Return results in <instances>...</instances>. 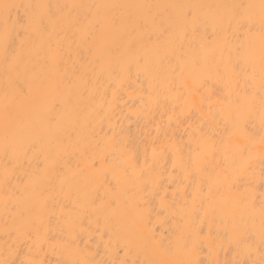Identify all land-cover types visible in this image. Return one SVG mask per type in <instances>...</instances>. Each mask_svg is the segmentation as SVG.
Returning <instances> with one entry per match:
<instances>
[{"label":"bare ground","instance_id":"6f19581e","mask_svg":"<svg viewBox=\"0 0 264 264\" xmlns=\"http://www.w3.org/2000/svg\"><path fill=\"white\" fill-rule=\"evenodd\" d=\"M244 263L264 0H0V264Z\"/></svg>","mask_w":264,"mask_h":264},{"label":"rangeland","instance_id":"374dc122","mask_svg":"<svg viewBox=\"0 0 264 264\" xmlns=\"http://www.w3.org/2000/svg\"><path fill=\"white\" fill-rule=\"evenodd\" d=\"M132 128H133V127H132ZM130 130H131V129H130ZM133 131H134V130H133ZM133 136H135V135H133ZM133 136H132V137H133ZM135 137H136L135 139L137 140V136H135ZM136 140H134V142H136ZM137 141L139 142V140H137ZM244 264H246V263H244Z\"/></svg>","mask_w":264,"mask_h":264}]
</instances>
